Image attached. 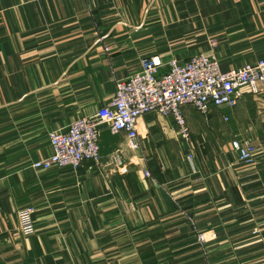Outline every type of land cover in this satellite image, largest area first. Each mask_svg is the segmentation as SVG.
Masks as SVG:
<instances>
[{
  "label": "crops",
  "instance_id": "obj_1",
  "mask_svg": "<svg viewBox=\"0 0 264 264\" xmlns=\"http://www.w3.org/2000/svg\"><path fill=\"white\" fill-rule=\"evenodd\" d=\"M201 53L223 70L263 59L264 0H0V264H264V114H236L250 95L208 115L183 107L191 145L151 112L138 151L101 127L121 168L32 167L50 132L93 115L142 58L165 69ZM246 137L254 164L231 145Z\"/></svg>",
  "mask_w": 264,
  "mask_h": 264
},
{
  "label": "built area",
  "instance_id": "obj_2",
  "mask_svg": "<svg viewBox=\"0 0 264 264\" xmlns=\"http://www.w3.org/2000/svg\"><path fill=\"white\" fill-rule=\"evenodd\" d=\"M164 67L159 57L142 58L141 70L118 79L113 98L93 115L73 120L66 131L50 132L52 153L33 162L32 167L76 170L84 161L92 160L99 166L121 168L122 150L113 151L105 160L101 154L100 129L104 125L113 133L125 132L129 147L138 151L139 120L147 113L173 118L178 133L190 144L183 107L208 115L214 109H234L248 95L264 104V58L223 70L213 54L201 53L186 62L172 58ZM231 145L241 161L255 163L257 145L253 137L235 139ZM143 173L150 175L146 170ZM18 217L19 231L32 234L35 224L30 209L19 210ZM200 239L206 240L202 234Z\"/></svg>",
  "mask_w": 264,
  "mask_h": 264
},
{
  "label": "rangeland",
  "instance_id": "obj_3",
  "mask_svg": "<svg viewBox=\"0 0 264 264\" xmlns=\"http://www.w3.org/2000/svg\"><path fill=\"white\" fill-rule=\"evenodd\" d=\"M250 100L245 102V104H242L241 109L238 110L236 114H247V115L251 116L252 118L255 117L256 114H264V104L262 106H259L258 101L254 100L252 102ZM186 107H189V106H186ZM189 108H191V107H189ZM193 112H196L194 114H201L200 112H198L196 110H194ZM259 123L260 122H254V123L252 122V124H251L252 129L254 130L256 127H259Z\"/></svg>",
  "mask_w": 264,
  "mask_h": 264
}]
</instances>
